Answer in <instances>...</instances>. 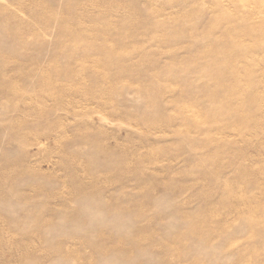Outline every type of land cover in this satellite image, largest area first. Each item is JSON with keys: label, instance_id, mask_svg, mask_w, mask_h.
I'll return each instance as SVG.
<instances>
[{"label": "rangeland", "instance_id": "374dc122", "mask_svg": "<svg viewBox=\"0 0 264 264\" xmlns=\"http://www.w3.org/2000/svg\"><path fill=\"white\" fill-rule=\"evenodd\" d=\"M0 264H264V0H0Z\"/></svg>", "mask_w": 264, "mask_h": 264}]
</instances>
